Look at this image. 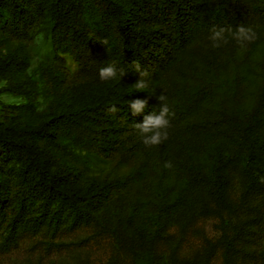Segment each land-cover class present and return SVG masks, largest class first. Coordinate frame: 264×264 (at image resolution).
Here are the masks:
<instances>
[{
	"label": "trees",
	"instance_id": "1",
	"mask_svg": "<svg viewBox=\"0 0 264 264\" xmlns=\"http://www.w3.org/2000/svg\"><path fill=\"white\" fill-rule=\"evenodd\" d=\"M214 25L251 27L257 38L241 46L229 36L215 48ZM40 31L52 52L41 67L52 95L41 122L25 116L36 84L13 78L27 62L0 54V92L25 97L0 99L3 250L27 230L94 223L132 253L131 263L108 264L155 262L169 224L186 230L234 210V177L244 197L264 190V0H0L5 39L28 44ZM133 61L149 73L143 88ZM110 64L126 74L101 80ZM57 82L73 91L77 109L57 111ZM160 95L175 115L168 139L146 146L135 124L159 111ZM136 99L147 107L133 115ZM90 161L108 167L96 172ZM86 174L91 180L81 182ZM219 247L222 263L232 264L236 248L224 226L191 256L173 248L168 264H210Z\"/></svg>",
	"mask_w": 264,
	"mask_h": 264
},
{
	"label": "rangeland",
	"instance_id": "2",
	"mask_svg": "<svg viewBox=\"0 0 264 264\" xmlns=\"http://www.w3.org/2000/svg\"><path fill=\"white\" fill-rule=\"evenodd\" d=\"M0 54H14L24 59V69L13 72L15 81H27L36 84V96L30 100L32 106L25 115L33 124L45 117L39 112L51 98L42 85L41 67L51 57L49 35L44 31L36 33L32 42L7 40L0 34ZM58 73L57 70H54ZM5 80H0V86ZM61 94L57 99L58 112L77 109L72 90L64 89L59 82ZM0 99L8 103H20L25 100L22 95L9 91L0 92ZM82 154L81 151H77ZM58 157H60L57 154ZM61 159L75 168L74 161ZM79 159L76 156L75 160ZM90 166L99 172L108 167V163L90 161ZM91 175L81 176V182H89ZM238 177H234L231 196L234 210L224 213L222 221L218 216L197 218L186 230L175 224L167 226L165 240L157 246L155 262L141 259V264H168L169 253L173 248L181 256H191L201 251L206 239L215 240L221 236L225 227L236 248L232 264H264V190L253 192L244 197ZM132 253L121 246L106 229L94 223H76L59 227L52 231L46 227L22 232L16 243L7 250L0 247V264H108L115 261L131 263ZM221 248H217L211 257L210 264H223Z\"/></svg>",
	"mask_w": 264,
	"mask_h": 264
},
{
	"label": "clouds",
	"instance_id": "3",
	"mask_svg": "<svg viewBox=\"0 0 264 264\" xmlns=\"http://www.w3.org/2000/svg\"><path fill=\"white\" fill-rule=\"evenodd\" d=\"M210 35V40L213 42L212 46L215 48L220 47L222 44L228 42V37L231 36L235 39L241 46H245L247 43L253 42L257 37L255 31L251 27H246L244 25H239L233 31L229 27H218L213 26ZM102 44L107 45V39L101 41ZM136 73L140 74L141 79L136 83V86L139 88L145 87V81L143 77L149 75L146 69L142 68L141 64L138 61H133ZM123 77L126 72L124 69H117L114 64H110L107 67H103L99 70V77L101 80H112L117 78V75ZM158 99L161 101L159 106V111H153L151 115L144 117L142 123H136L135 128L138 130L139 134L143 139V143L146 146L161 145L164 141L168 139V128L171 126L170 117L175 115L171 111L169 106L164 103L166 97L160 95ZM131 113L133 115H138L144 112L147 107V101L136 99L130 102L129 105ZM112 112H116L117 109L112 107L110 109ZM166 168H171L172 163L168 161L165 163Z\"/></svg>",
	"mask_w": 264,
	"mask_h": 264
}]
</instances>
